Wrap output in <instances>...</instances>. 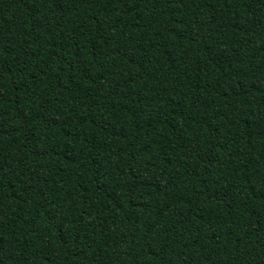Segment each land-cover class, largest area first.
<instances>
[{
	"label": "trees",
	"instance_id": "1",
	"mask_svg": "<svg viewBox=\"0 0 264 264\" xmlns=\"http://www.w3.org/2000/svg\"><path fill=\"white\" fill-rule=\"evenodd\" d=\"M0 264H264V0H0Z\"/></svg>",
	"mask_w": 264,
	"mask_h": 264
}]
</instances>
